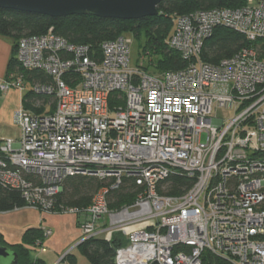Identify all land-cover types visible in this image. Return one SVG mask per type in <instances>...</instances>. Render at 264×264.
I'll use <instances>...</instances> for the list:
<instances>
[{"label": "built area", "instance_id": "obj_1", "mask_svg": "<svg viewBox=\"0 0 264 264\" xmlns=\"http://www.w3.org/2000/svg\"><path fill=\"white\" fill-rule=\"evenodd\" d=\"M173 22L167 44L187 63L158 74L142 67L145 56L130 67L125 35L102 41L98 51L52 27L18 38L20 70L0 77V92L29 86L51 101L40 113L13 112L20 136L0 141V185L22 195L14 210L76 214L79 241L122 237L114 264H202L203 252L230 264H264V0L197 9ZM220 26L250 44L210 63L204 41ZM22 69L51 79L29 82ZM213 104L235 114L212 118ZM171 173H184L191 186L160 192ZM71 175L110 182L84 207L56 209ZM126 178L140 191L110 208L109 190Z\"/></svg>", "mask_w": 264, "mask_h": 264}, {"label": "trees", "instance_id": "obj_2", "mask_svg": "<svg viewBox=\"0 0 264 264\" xmlns=\"http://www.w3.org/2000/svg\"><path fill=\"white\" fill-rule=\"evenodd\" d=\"M245 0H162L158 6V14L143 17L142 19H115L96 17L94 15H70L64 17H49L45 15L17 14L0 8V35L7 36L13 40L12 51L8 68L20 70L15 57V46L17 39L21 36L40 35L49 28L53 32L67 38L72 43H83L98 51L99 45L104 40H110L123 35L124 32L140 33L145 35L142 53L149 58L144 66L145 70L152 74H158L167 70H178L186 65V60L179 52L172 49L167 40L173 29V20L177 15H184L197 9H209L212 7H236L242 6ZM202 57L208 62H216L224 56H229L234 51L249 45L245 38L234 30L218 27L210 38L204 41ZM25 78L29 82H49L50 76L40 70H23ZM70 79L67 77L66 81ZM45 102L47 96L33 94L31 90L23 93L22 101L31 107L33 113L43 111V106H33L41 100ZM23 106V105H22ZM33 106V107H32ZM40 108V109H39ZM53 108V105H52ZM1 141V140H0ZM110 181L90 177L87 175H71L63 180L61 192L55 197V208L61 205L66 207H84L90 204L97 189ZM192 184V179L184 173H171L159 185V191L168 194L183 193ZM140 187L131 178L123 179V183L114 190H109L107 201L110 208H117L132 202ZM24 204V199L18 190H13L0 185V212L14 210ZM43 228L29 227L23 232L22 242L12 243L5 240L0 231V243L10 246L17 253L16 264H46L43 259L31 257L30 250L25 245L34 239L41 240ZM124 243V239L115 235L110 241L102 238H90L79 243L77 247L81 253L90 261V264H114V251L117 246ZM202 264H230L223 258H218L209 252L202 253ZM66 256V255H65ZM71 264H75L73 258H67Z\"/></svg>", "mask_w": 264, "mask_h": 264}, {"label": "rangeland", "instance_id": "obj_3", "mask_svg": "<svg viewBox=\"0 0 264 264\" xmlns=\"http://www.w3.org/2000/svg\"><path fill=\"white\" fill-rule=\"evenodd\" d=\"M123 35L130 41L129 42V65L131 68H135L139 61L144 57L143 63L149 58L141 51L142 45L145 39V35L140 33L136 35L133 32H124ZM28 89L23 88H10L9 91L0 92V101L3 99V103L0 102V140L4 139H16L20 136V128L14 123L12 115L13 112L21 107V98L23 92ZM51 101L46 99L45 102L39 100L38 105L41 108L46 102ZM39 108V109H40ZM212 118L228 120L235 112L231 109L217 107L213 104ZM76 214L69 213H57V212H44L37 211L31 208H20L17 210H10L6 213H0V229L3 231L6 240L19 243L22 242L23 232L29 227L51 229L52 234L43 237L41 240L34 239L30 244H26L25 247L30 250L31 257L44 258L47 264H51L53 259L57 262L53 264H71L67 259L68 257L75 260V264H90V261L84 257L78 247L75 244L81 238L80 228L75 226ZM79 233V236H78ZM45 237V238H44ZM44 247L46 251L41 250ZM68 253L64 261H60V257Z\"/></svg>", "mask_w": 264, "mask_h": 264}, {"label": "water", "instance_id": "obj_4", "mask_svg": "<svg viewBox=\"0 0 264 264\" xmlns=\"http://www.w3.org/2000/svg\"><path fill=\"white\" fill-rule=\"evenodd\" d=\"M162 0H0V8L17 14L45 15L51 18L94 15L115 19H142L158 14ZM83 241L77 242L76 245ZM63 257V256H62ZM17 253L0 243V264H16Z\"/></svg>", "mask_w": 264, "mask_h": 264}, {"label": "crops", "instance_id": "obj_5", "mask_svg": "<svg viewBox=\"0 0 264 264\" xmlns=\"http://www.w3.org/2000/svg\"><path fill=\"white\" fill-rule=\"evenodd\" d=\"M13 40L11 39V38H9V37H7V36H4V35H0V77H4V76H6L7 75V72L9 71V68H8V64H9V59H10V56L13 54V51H12V45H13ZM15 88V87H14ZM27 90H30V88H29V86H28V89ZM26 90V91H27ZM9 91V90H8ZM24 93V92H23ZM23 97V96H22ZM3 99L4 98H1V103H3L4 101H3ZM20 103H21V106L23 105V106H25L24 104H23V101H22V98H21V101H20ZM30 111H32L31 110V107H29V106H26ZM33 107V106H32ZM46 109H50V107L47 105V102H46V104H44L43 105V111H45ZM42 111V112H43ZM33 112V111H32ZM7 212V211H6ZM1 214L3 213V212H0ZM74 221H75V226H77V217H75V219H74ZM51 230V229H50ZM0 231L3 233V231L0 229ZM51 234H52V232H51ZM3 235H4V233H3ZM78 236H79V233H78ZM4 238H5V235H4ZM45 238V237H44ZM79 238V240H80V237H78ZM5 240H6V238H5ZM79 240L77 241V242H79ZM9 241V240H8ZM9 242H11V241H9ZM12 243H15V242H12ZM77 244V243H76ZM75 244V247H77V245ZM41 250H43V251H46L45 249H44V247H42L41 248ZM68 253H66V254H64V256L63 257H60V261H64L65 259H66V257H65V255H67ZM38 258H40V257H38ZM40 259H43V261H45V263L47 264V261L42 257V258H40ZM49 261H50V263L51 264H53V263H55V262H57V260H55V259H53V261H51V258H49Z\"/></svg>", "mask_w": 264, "mask_h": 264}]
</instances>
